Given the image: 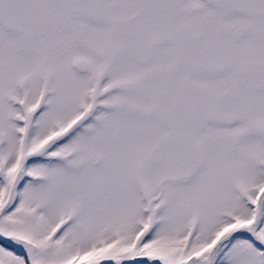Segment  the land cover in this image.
Wrapping results in <instances>:
<instances>
[{
	"label": "snow or ice",
	"instance_id": "snow-or-ice-1",
	"mask_svg": "<svg viewBox=\"0 0 264 264\" xmlns=\"http://www.w3.org/2000/svg\"><path fill=\"white\" fill-rule=\"evenodd\" d=\"M0 264H264V0H0Z\"/></svg>",
	"mask_w": 264,
	"mask_h": 264
}]
</instances>
